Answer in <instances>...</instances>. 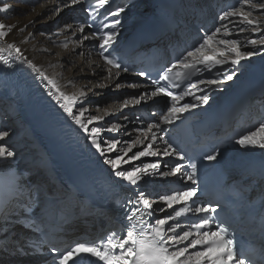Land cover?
Instances as JSON below:
<instances>
[{"label": "snow or ice", "instance_id": "snow-or-ice-1", "mask_svg": "<svg viewBox=\"0 0 264 264\" xmlns=\"http://www.w3.org/2000/svg\"><path fill=\"white\" fill-rule=\"evenodd\" d=\"M236 3L239 7L232 6L231 10H226L219 16L220 27L215 28L211 34L201 37V41L193 47V50L187 51L186 55L178 59L177 65L173 67L178 66L185 70L183 77L180 71H177L174 77H170L173 67H169L145 86L119 82L121 74L129 72V68L113 55L118 51L117 28L121 25L119 17L125 11L124 7L113 9L110 0H57V6L52 10L53 14H58L62 7L86 5L85 20L66 23L61 31H68L73 37H77L71 51L75 52L76 48L83 49L84 42L88 41L91 42L92 48L97 49V55L104 61V65L96 63L91 68H80L81 75L90 72L92 76H95L98 71L105 72V75L101 81L89 87L87 92L81 91L78 97L75 95L70 97L59 90L53 92L51 88H49V94L55 97L65 117L84 134L85 139L90 142L89 146L103 158L114 177L130 186L133 196L126 200L128 212L125 214V223L120 229L106 234L99 242H78L62 252L53 248L52 253L55 255L53 264H254V261L237 247L235 233L230 230L231 226L217 214V208L220 206L213 207L210 204L205 206L204 203H198L200 190L197 163L191 162V158L173 147V144L165 138L168 135L166 127L172 126L180 118V114L206 105L210 100L207 89L201 88V94L196 95L189 88L181 86L190 80L193 73L215 71L218 76H223L224 81H232L237 74L236 69L258 50H246V46H255L257 43L264 45V38L259 41L249 38L243 42L239 38L248 28H251L253 33L264 37L261 27L264 21L252 18V10L264 12V0H255V2L236 0ZM244 7H248L250 11L243 12ZM9 9V3L4 2L0 7V13H5ZM101 9L104 11L101 12ZM101 15L105 19L97 24V18ZM107 17L114 19L108 20ZM33 23L30 21L29 24L19 27V33L23 34ZM229 24L232 25L231 28ZM15 28H17L15 24L0 22V41L8 37ZM86 28L88 31L85 30ZM220 34L223 38L215 39ZM32 35L33 33H28L29 37ZM63 48L67 49L68 44L64 43ZM5 51L8 52L7 56L4 54ZM13 52L15 55H12ZM76 55L85 56L86 53L81 50L76 52ZM225 65L231 71H221ZM0 66L7 70H13L14 66L26 67L46 83H53L40 67L24 56L15 42L7 43L6 47H0ZM145 75L144 72L139 73L141 77ZM218 83L220 81L216 78L207 80L198 78L195 84H191V88H198L205 84L211 87ZM95 87L111 88L113 91L123 87L145 88L144 91L131 97L134 100L132 107L142 103L147 104L149 101L157 103L156 98H164V107L153 114V122L147 123L143 129H136L143 133V139L147 141L142 145L141 150H133L135 141L129 145L127 142L117 140L114 136L109 138L102 136L101 128L97 125L104 117L91 114V111L83 106L89 93L100 94L93 92ZM172 89H179V91ZM188 96L192 97L193 102L179 103ZM121 105V110L129 107L128 100L121 101ZM100 108V105H96L95 111L99 113ZM135 119L143 124L141 117L137 116ZM124 120L127 121L128 117L125 116ZM90 125L92 126L89 127ZM121 127L123 125L116 124L106 131L112 132ZM8 135L7 131H0V139ZM157 141L162 142V148L157 147ZM235 143L243 149H264V123L255 130L241 133ZM120 145L124 147L121 148ZM129 153L132 155L129 156ZM219 155L221 153L217 149L203 158L216 161ZM13 156V151L6 150L0 145V158ZM149 156L175 157L176 160L171 164L165 163L163 166L159 159L139 165L132 163ZM185 160L189 162L183 163ZM129 164L130 167H124ZM154 177L164 179L174 177L175 181L181 184V188L153 196V192L148 188L141 189V184L151 183ZM166 208L172 209L168 215L163 218L156 216L157 212H164ZM28 210L27 207L24 208L25 212ZM188 216L195 219L186 228L182 227L180 221L187 219ZM6 226L0 225V228Z\"/></svg>", "mask_w": 264, "mask_h": 264}, {"label": "bare ground", "instance_id": "bare-ground-1", "mask_svg": "<svg viewBox=\"0 0 264 264\" xmlns=\"http://www.w3.org/2000/svg\"><path fill=\"white\" fill-rule=\"evenodd\" d=\"M27 1L0 0V7H2L4 2L9 3L10 5V9L7 12L0 13V22L17 25V28L13 29L8 37L3 41H0V47H6L7 43L15 42L17 46L21 48L24 56L31 59L37 67H40L48 76L49 80L53 82L52 84H48L42 80L46 86L48 94L49 88H51L53 92H56L57 90L63 91L70 97L73 95L78 97L81 91L87 92L89 87H92L98 81H101L105 72L98 71L95 76H92L90 72H86V74L82 76L79 69L94 67L96 63L100 65L104 64L90 48L89 44L91 42L85 41L83 49L76 48L75 52L71 51L76 43L77 37H73L68 31H61L63 25L72 22V14L75 13L82 4H77L73 7H62L58 14H53L52 10L57 6V0H35L36 3L32 6L28 5ZM156 1L157 0H134L125 11L129 19H132L125 31H132L143 23L152 13ZM253 2H255V0H253ZM242 11L248 12L250 9L244 7ZM252 18L264 21V12L252 10ZM30 21H33L34 23L31 24L23 34H20L18 28L29 24ZM225 23H227V21H225ZM41 26L52 27H49V32L47 31V33L41 35V32L39 31V27ZM231 27L232 25L229 24V28ZM261 27L262 31H264V25ZM29 32L33 33L30 37L28 36ZM57 33L60 34L57 35ZM25 37H27V39H25ZM121 38L122 37L120 36V39ZM220 38H223L222 34L215 37L217 40ZM239 38L241 42H243L249 38L259 41L264 37L258 33H253L252 29L248 28ZM21 41H23V43H21ZM64 43L68 44L67 49L63 48ZM253 49L258 50L255 51V54L251 58L244 60L241 67L236 69L237 74L232 81H224V79H222L219 80L220 83H218V85L206 87L207 89L211 88L209 94L210 100L206 105H201L189 112H184L180 114V116L207 111L211 106L218 103L220 97L225 95L226 92L248 80L252 73L257 70H261V72L264 73V45L257 43L255 46H246V50ZM81 50L86 53L85 56L76 55V52ZM5 53L8 54L7 51H5ZM12 55H15V52H13ZM69 61H71V63H69ZM221 71H231V69L225 65L224 69ZM69 81H71V83H69ZM119 82H126L125 84H127L125 77H120ZM106 89L111 88L101 89L95 87L93 92L100 94L96 95L89 93L87 99L84 100L83 106L88 108L91 111V114H99L104 117V119L97 125L101 128L102 136L105 137L106 133H110L117 140L127 142L129 145H132V142L135 141L136 143L133 147L134 151H136L138 147L142 148V145L147 143V141H144L143 133L136 131V129H143L146 124L138 127V125L135 123L133 124L129 118L125 121L124 117H128L125 113L127 110H133L130 114L133 118L134 111L138 109V107H146L152 103V101H149L147 104L142 103L136 107L131 106L134 104V100H132L131 97L137 95L141 90H145V88L132 89L130 87H123L118 90L124 91V94L121 97L114 99H106V97L95 103V100L105 97L106 94L104 93ZM128 90L130 92L135 91L132 94H129ZM50 97L56 103L55 97L51 95ZM125 99L128 100L129 107L121 110V101ZM156 99L161 100L163 98L158 97ZM96 105L101 106L99 113L95 111ZM0 115L3 116L4 122L7 123L10 128L8 131L9 135L3 138L5 139L4 141H7L6 144L0 139V145L4 146L6 150L13 151L14 153L12 158H0V225H7L6 227L0 228V239L7 238L9 240L21 242L26 237V233L22 231L18 225L7 222V218H13L12 210L14 206L12 205V202L17 196L30 195L37 200L42 201L44 204H49L52 201L48 196L51 193V187L58 181V179H56L59 174L58 161L55 157L53 148L47 141L41 129V126L35 120V115L31 107L25 102V99L16 89L12 88L1 78ZM111 118H115V120H109ZM67 121L77 134L81 147L87 156L100 165L110 179L122 182L119 178L114 177L109 170V166L104 163L103 158L89 146L90 142L85 139L84 134L76 129V126L70 121V119H67ZM116 124H121L123 127L112 132L106 131V129L112 128ZM91 126L92 125L89 127ZM125 137L127 139H125ZM257 139H259V137H257ZM120 147L123 148L124 145H120ZM157 147L162 148V142L157 141ZM227 153L234 159H251L257 161L264 158L263 149H243L237 144ZM131 155L132 153H129V156ZM168 158L172 157L149 156L142 157L140 160L133 162H135L136 165H139L141 163H151L159 159L161 164H165V161ZM146 159L149 160L147 161ZM23 164L24 167L21 173L19 168L23 166ZM130 166V164L124 165V167ZM26 169H29L28 173L25 172ZM24 173L27 175L25 176ZM31 177V183L28 182V184H23ZM163 179L164 178L154 177L153 181L147 184L148 189L157 191L160 188ZM158 217L162 218L159 215ZM18 254L19 252H15L14 255L1 253L0 264H6L9 261L17 259L22 261L24 256H19Z\"/></svg>", "mask_w": 264, "mask_h": 264}, {"label": "rangeland", "instance_id": "rangeland-1", "mask_svg": "<svg viewBox=\"0 0 264 264\" xmlns=\"http://www.w3.org/2000/svg\"><path fill=\"white\" fill-rule=\"evenodd\" d=\"M49 27H52V26H46V27H43V26H41V27H39V31L41 32V33H47V31L48 30H50L49 29ZM54 30V29H53ZM52 30V31H53ZM52 31H50V32H52ZM49 32V31H48ZM86 46V45H85ZM87 47V46H86ZM88 48V47H87ZM126 75H122L121 74V76L120 77H125ZM127 77V76H126ZM126 83V82H125ZM127 84H129L128 82H127ZM135 91V90H134ZM134 91H129L128 90V92H129V94H132ZM104 94H106L105 95V97H101V98H99V99H97V100H95L94 102L95 103H97V102H99V100L100 99H105L106 97V99H114V98H116V97H121L123 94H124V91L123 90H121V91H113L112 89H106V91H105V93ZM116 96V97H115ZM132 111L133 110H127L125 113L128 115V118H129V120H131L132 121V117H131V113H132ZM109 120H112V121H114L115 120V118H111V119H109ZM133 123V122H132ZM134 124V123H133ZM136 127V126H135ZM106 138L107 137H112V134H110V133H106V136H105ZM125 139H127L126 137H125ZM5 139H2V141H3V143H5L6 144V142L7 141H4ZM137 150H141V147H138L137 149H136V151ZM264 150V149H263ZM147 161L149 160V159H146ZM132 163H134L135 164V162H132ZM161 165H163V163L161 164ZM23 167H24V164H23V166H21L20 168H19V171L22 173V170H23ZM25 172L26 173H28L29 172V169H26L25 170ZM26 173H24V175L26 176L27 174ZM32 179V177L30 178V179H27V181L25 182V183H23V184H28V182H30V180ZM31 183V182H30ZM144 187H146V188H148L147 187V185H145ZM141 189H143V188H141Z\"/></svg>", "mask_w": 264, "mask_h": 264}, {"label": "water", "instance_id": "water-1", "mask_svg": "<svg viewBox=\"0 0 264 264\" xmlns=\"http://www.w3.org/2000/svg\"><path fill=\"white\" fill-rule=\"evenodd\" d=\"M83 10H84V6H81V7L78 8L77 11H75V12H81V11H83ZM130 81H136V79H135V78H130ZM161 101H162V103H164V100H163V99H162Z\"/></svg>", "mask_w": 264, "mask_h": 264}]
</instances>
